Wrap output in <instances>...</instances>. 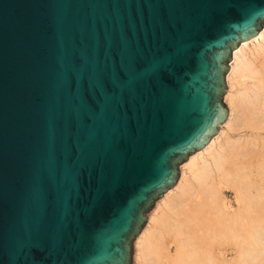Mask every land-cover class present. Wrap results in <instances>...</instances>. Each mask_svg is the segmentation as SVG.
<instances>
[{
    "label": "water",
    "instance_id": "water-1",
    "mask_svg": "<svg viewBox=\"0 0 264 264\" xmlns=\"http://www.w3.org/2000/svg\"><path fill=\"white\" fill-rule=\"evenodd\" d=\"M263 27L264 0H0V264H133Z\"/></svg>",
    "mask_w": 264,
    "mask_h": 264
},
{
    "label": "bare ground",
    "instance_id": "bare-ground-1",
    "mask_svg": "<svg viewBox=\"0 0 264 264\" xmlns=\"http://www.w3.org/2000/svg\"><path fill=\"white\" fill-rule=\"evenodd\" d=\"M229 66L228 116L179 166L177 183L149 212L134 241L135 264H264V173L227 167L229 153L239 156L245 141L231 133L264 132V27L233 50ZM256 158L258 168L264 150ZM225 184L236 189L235 210L222 192Z\"/></svg>",
    "mask_w": 264,
    "mask_h": 264
},
{
    "label": "rangeland",
    "instance_id": "rangeland-1",
    "mask_svg": "<svg viewBox=\"0 0 264 264\" xmlns=\"http://www.w3.org/2000/svg\"><path fill=\"white\" fill-rule=\"evenodd\" d=\"M224 103L226 104L225 100ZM231 135L234 137V139H238L239 136L241 137L243 136V138H245V141H243L239 145V148L241 150L239 156L235 157L230 155L229 153L230 163L227 166L228 169L234 170L235 168H237L246 172L247 169H250L253 172L255 171V173H257V171L259 174L264 173V161H262V163L257 168L258 159L256 158V155L261 154L262 151L264 150V132L254 131L250 129H242L236 133L235 132L231 133ZM221 188L224 196L227 198V200H229L230 203H232V207L235 210L237 208L235 205L236 189L233 187V185L230 184L222 185ZM150 213L148 214V218ZM235 254L237 253L232 251L231 255H235ZM134 255L135 253H133V264H135Z\"/></svg>",
    "mask_w": 264,
    "mask_h": 264
}]
</instances>
